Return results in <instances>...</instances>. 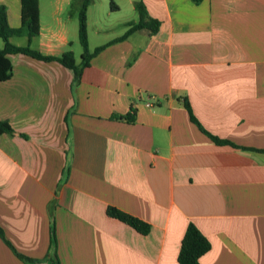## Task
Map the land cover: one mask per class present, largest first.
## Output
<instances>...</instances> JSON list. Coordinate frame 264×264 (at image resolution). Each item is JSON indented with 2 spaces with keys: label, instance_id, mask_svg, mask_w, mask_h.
I'll use <instances>...</instances> for the list:
<instances>
[{
  "label": "crops",
  "instance_id": "crops-1",
  "mask_svg": "<svg viewBox=\"0 0 264 264\" xmlns=\"http://www.w3.org/2000/svg\"><path fill=\"white\" fill-rule=\"evenodd\" d=\"M136 1L157 31L111 42L138 21ZM81 3L38 0V34L9 41L80 63ZM0 4L19 27L20 0ZM86 29L90 51L111 43L77 82L55 60L7 55L0 264H179L189 222L210 243L198 264H264V0H91Z\"/></svg>",
  "mask_w": 264,
  "mask_h": 264
},
{
  "label": "trees",
  "instance_id": "trees-1",
  "mask_svg": "<svg viewBox=\"0 0 264 264\" xmlns=\"http://www.w3.org/2000/svg\"><path fill=\"white\" fill-rule=\"evenodd\" d=\"M198 2L201 0H193ZM21 11H20V26L17 28H11L8 25L5 7L0 4V38L3 40L4 45L0 49V81L9 79L12 75V64L8 58V54L22 53L29 55L33 58L51 61L55 60L62 65L70 68L74 72L73 82H77L83 69L88 66L89 60L102 50L108 43L119 41L126 38L130 33L137 29L147 28L151 32L157 31L159 27V21L148 16L145 6L141 1L134 3V8L138 13V21L130 23V27L118 38H115L107 44L95 47L93 50H89L87 41V29H86V9L91 0H82L81 7L78 12V41L82 48L81 61L76 64L73 53L71 51L64 52L59 56L44 55L37 50L31 49L29 46H17L9 41V37L12 35H26L28 39L37 35L40 29L39 26V7L38 0H20ZM113 2H111L112 4ZM184 106L189 113L190 119L209 137L216 143H227L226 140L219 139L216 136L205 131L196 117L193 115L190 104L187 100L184 101ZM119 118H125L127 120H133L131 114L125 116H119ZM13 129L6 120H0V134L1 133H12ZM106 213L109 216L117 218L122 222L133 227L135 230L142 234H146L150 230V225L143 220L123 212L115 207H107ZM0 234H2L0 230ZM51 242L54 243V236L51 233ZM210 248L208 239L198 230V228L191 222L188 223L184 235L180 242L179 251L177 254V261L179 264H198L200 256L207 252ZM18 257L24 260L28 258L22 254L17 253ZM50 264H59L55 254H53Z\"/></svg>",
  "mask_w": 264,
  "mask_h": 264
},
{
  "label": "built area",
  "instance_id": "built-area-1",
  "mask_svg": "<svg viewBox=\"0 0 264 264\" xmlns=\"http://www.w3.org/2000/svg\"><path fill=\"white\" fill-rule=\"evenodd\" d=\"M153 98L151 97H148L146 99V101L144 102V104L147 106V107H153L154 106V101L152 100Z\"/></svg>",
  "mask_w": 264,
  "mask_h": 264
},
{
  "label": "rangeland",
  "instance_id": "rangeland-1",
  "mask_svg": "<svg viewBox=\"0 0 264 264\" xmlns=\"http://www.w3.org/2000/svg\"><path fill=\"white\" fill-rule=\"evenodd\" d=\"M72 11L77 12V3L76 2H74L73 6H72Z\"/></svg>",
  "mask_w": 264,
  "mask_h": 264
}]
</instances>
